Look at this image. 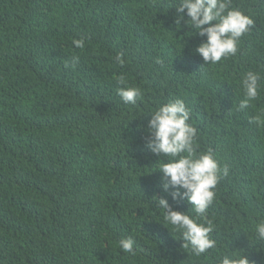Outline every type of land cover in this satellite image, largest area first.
Returning a JSON list of instances; mask_svg holds the SVG:
<instances>
[{
	"label": "trees",
	"instance_id": "trees-1",
	"mask_svg": "<svg viewBox=\"0 0 264 264\" xmlns=\"http://www.w3.org/2000/svg\"><path fill=\"white\" fill-rule=\"evenodd\" d=\"M168 4L0 0V264H216V249H183L149 201L163 191L160 158L143 144L147 114L174 98L192 110L199 149L229 168L206 213L219 251L264 264L252 232L264 219V123L250 122L264 108V80L252 107H235L241 75L264 76V0H233L254 25L235 57L204 66L195 52L204 38L177 30ZM121 73L143 92L134 106L117 95ZM129 236L135 255L118 246Z\"/></svg>",
	"mask_w": 264,
	"mask_h": 264
},
{
	"label": "clouds",
	"instance_id": "clouds-1",
	"mask_svg": "<svg viewBox=\"0 0 264 264\" xmlns=\"http://www.w3.org/2000/svg\"><path fill=\"white\" fill-rule=\"evenodd\" d=\"M175 9L173 23L177 30L187 26L192 35L204 38L195 52L202 58L204 65H216L240 52L241 38L250 32L254 20L238 7L233 0H169L168 9ZM167 9V10H168ZM183 22V23H182ZM191 35V36H192ZM76 48L83 49L85 41L73 39ZM80 57L71 58V66L79 63ZM113 60L123 66L125 60L122 53H117ZM66 67L69 65L66 63ZM119 87L117 95L124 105H136L142 98L140 87L127 83L126 75L121 73L115 77ZM261 71L249 69L239 80L242 96L236 104V111H244L252 107L260 98ZM191 108L181 98L160 102L149 110L150 115L146 135L142 138L144 147L159 157L155 165L156 171L162 173L160 185L163 194L154 195L150 201L155 202L156 209L162 215V225H168L171 233H179L183 241L182 248L189 250L195 257L205 255L216 249V264H250L243 251L225 250L220 252L218 244L212 238L215 225L206 219L213 201L216 199L219 182L229 175L228 166L222 165L211 148L201 150L197 144V129L190 123ZM264 108L250 118L251 123L261 124L264 120ZM186 200L191 206L188 213L174 209L168 200ZM256 240L264 241V219H258L252 225ZM135 240L129 236L118 241L119 248L135 255Z\"/></svg>",
	"mask_w": 264,
	"mask_h": 264
}]
</instances>
